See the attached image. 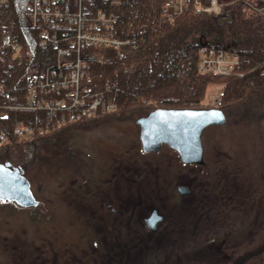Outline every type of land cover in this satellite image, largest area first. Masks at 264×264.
I'll list each match as a JSON object with an SVG mask.
<instances>
[{
    "label": "rangeland",
    "instance_id": "1",
    "mask_svg": "<svg viewBox=\"0 0 264 264\" xmlns=\"http://www.w3.org/2000/svg\"><path fill=\"white\" fill-rule=\"evenodd\" d=\"M210 1L209 6L206 7V14L216 16V20L223 18L227 21L222 11L212 12ZM243 4L238 3L233 6L226 16L230 15L232 18L236 9L248 7ZM261 14L263 15V11ZM255 15L257 16L256 13ZM232 23L228 25L231 26ZM236 74L240 73L233 69L227 74L213 76L224 77ZM223 88L222 83L210 84L206 89L202 106L219 109L218 97ZM116 107L59 126L52 132L86 119H97L84 126H74L57 136L58 139L55 138L54 141L50 139V143L41 144L42 148L38 155L36 154V161L30 166L31 171L28 174L36 194L42 202L48 204L49 209L46 211L45 219L37 221L28 212H15L8 207H0V264H34V259L35 264H43L45 260L47 264H80L81 261V264H94L93 250L88 243V231L86 225L83 226L81 211L76 209L77 202H81L82 192L85 191L84 187H81L84 184L83 175L88 178L85 186L90 189L86 201L95 207L99 202L96 192L104 184L103 181L110 177L115 166L123 167L128 162L139 165L138 160L130 157L133 151L131 146L136 137L130 122L132 119L115 116ZM224 114L226 116L224 123L210 125L201 133L205 152L212 162L211 173L201 177V181L205 184L208 181L209 187L213 190H211L213 208L207 205L205 199L200 205V211L206 212L212 218L221 216L223 212H218L223 211L225 203L231 198L230 204L235 206L231 219L234 222L238 220L237 224L244 225V227L237 225L236 228H245L252 235L260 226L255 239L249 236L252 241L250 249H253L263 244L264 237V104L254 102L248 105H235L225 109ZM118 120L123 122H111ZM93 125H96L95 128L86 132H71L77 128ZM97 126L99 128H96ZM13 142L19 143V140H12L11 143L0 148L8 147ZM161 156V154L154 156V161L150 164L153 168L157 162L161 163V160L156 162L157 157L162 159ZM140 162L145 164L143 160ZM140 171V174L133 175L143 174L145 178L147 175H152V172L147 173L141 166ZM107 183H109L108 179ZM105 187L108 188L106 185ZM173 201L171 200L172 203ZM84 216L88 217L83 215V219ZM238 232H233V236ZM92 233L94 232L91 231ZM29 249L35 255L42 257L37 258L32 255L23 258L20 252L16 251L28 252ZM53 251H56L57 258ZM202 259L196 263L207 264L204 258ZM262 260L264 261V254L259 259L252 260L250 264H260ZM187 261L192 260L187 259Z\"/></svg>",
    "mask_w": 264,
    "mask_h": 264
},
{
    "label": "trees",
    "instance_id": "2",
    "mask_svg": "<svg viewBox=\"0 0 264 264\" xmlns=\"http://www.w3.org/2000/svg\"><path fill=\"white\" fill-rule=\"evenodd\" d=\"M29 0H7L0 11V40L7 35L21 46L22 55L10 47L0 49V103L17 106L25 101L28 73L53 67L56 49L50 44L39 46L38 32L32 27ZM167 0H120L113 12L116 30L121 38H135L138 49L129 46L88 48L83 55L94 58L87 85L92 92L106 83L116 85L111 97L116 104L115 116L134 118L156 107L167 109L200 108L210 84L222 83L219 109L235 105L264 104V19L243 7L236 11L231 26L219 24L215 17L199 12L195 0L183 13L169 19L165 16ZM203 3L206 0H201ZM229 2L231 0H221ZM264 2V0H252ZM228 25V26H227ZM202 44L232 50L239 55V75L213 76L198 71V49ZM1 121L12 135L14 124L37 119L31 112L6 110ZM96 118L86 119L52 133L36 136L20 145L49 141ZM16 141V139H13ZM12 144H17L16 142ZM11 149L2 147L0 150Z\"/></svg>",
    "mask_w": 264,
    "mask_h": 264
},
{
    "label": "flooded vegetation",
    "instance_id": "3",
    "mask_svg": "<svg viewBox=\"0 0 264 264\" xmlns=\"http://www.w3.org/2000/svg\"><path fill=\"white\" fill-rule=\"evenodd\" d=\"M157 109L167 108L156 107L145 113H136L130 121L136 134L130 157L138 160L147 173L152 172L151 176H134V173H141L137 163L115 166L107 178L109 183L107 179L103 181L108 188L102 183L96 192L98 205L92 207L86 201L90 189L85 186L88 178L83 175L84 184L81 187L85 191L76 209L81 211L83 226L86 225L88 231L94 264H197L202 258L207 264H250L252 260L262 257L264 237L263 244L253 249H250L252 241L249 238H256L260 226L252 235L245 228H236L242 224L231 219L235 207L230 204L231 198L225 203L223 211L218 212H223L221 216L212 218L200 211V205L205 199L207 205L213 208V190L208 181L206 184L201 181V177L208 176L212 170L202 134V154L189 160H185L166 143L151 150L143 147L141 132L144 121ZM95 126H85L71 132H86ZM45 142L51 141L24 146H19L20 143L11 144L10 150L0 151V181L7 195L6 198H0V207H8L15 212H28L37 221L45 219L49 208L36 194L28 173L42 148L41 144ZM159 154L162 159L157 157L155 160H161V163L157 162L153 168L150 164L154 156ZM171 200H174L173 203ZM82 214L88 217L84 216L83 219ZM91 231L94 233L91 234ZM237 231L238 234L233 236V232ZM16 251L23 258L32 255L42 257L30 249L28 252ZM55 252L53 254L56 257ZM46 261L43 264H47ZM260 264H264V261H260Z\"/></svg>",
    "mask_w": 264,
    "mask_h": 264
},
{
    "label": "built area",
    "instance_id": "4",
    "mask_svg": "<svg viewBox=\"0 0 264 264\" xmlns=\"http://www.w3.org/2000/svg\"><path fill=\"white\" fill-rule=\"evenodd\" d=\"M120 0H29L28 11L32 27L38 32L39 46L50 44L56 49V63L53 67L28 73L26 97L23 104L9 106L0 103V146L11 143L13 137L27 141L36 136L52 132L59 126L78 121L98 111L115 109L111 90L116 85L106 83L100 91L92 92L87 85L89 69L94 58L83 55L88 48H114L129 46L138 49L135 38H121L117 34V18L113 12ZM191 0H167L164 3L165 16L169 19L183 13ZM212 12L224 13L230 24L234 21L230 12L238 3H245L260 19H264V2L252 0H211ZM7 0H0V11ZM208 2L195 0L199 12L206 13ZM237 11V9H236ZM236 11L234 12L236 14ZM263 11V15L261 12ZM208 12V11H207ZM227 13V14H226ZM234 14V15H235ZM216 17V16H214ZM10 47L15 54L22 53L21 46L5 35L0 40V49ZM223 63H225L223 65ZM198 71L202 74H227L239 65V55L232 50L202 44L198 49ZM0 92L3 87L0 85ZM7 109L34 113L33 123L17 121L12 135L2 126Z\"/></svg>",
    "mask_w": 264,
    "mask_h": 264
},
{
    "label": "water",
    "instance_id": "5",
    "mask_svg": "<svg viewBox=\"0 0 264 264\" xmlns=\"http://www.w3.org/2000/svg\"><path fill=\"white\" fill-rule=\"evenodd\" d=\"M226 19L219 18L223 23ZM226 116L218 108L157 109L145 121L141 140L147 150L161 144H169L185 160L202 154L201 132L212 124L224 123ZM0 181V198H6V191Z\"/></svg>",
    "mask_w": 264,
    "mask_h": 264
}]
</instances>
